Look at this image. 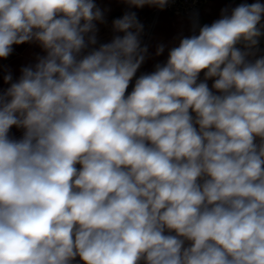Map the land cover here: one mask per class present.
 I'll list each match as a JSON object with an SVG mask.
<instances>
[{
    "label": "clouds",
    "instance_id": "obj_1",
    "mask_svg": "<svg viewBox=\"0 0 264 264\" xmlns=\"http://www.w3.org/2000/svg\"><path fill=\"white\" fill-rule=\"evenodd\" d=\"M104 20L94 0H0V58L46 53L3 76L0 264H264V3L222 9L138 77L136 13L96 47Z\"/></svg>",
    "mask_w": 264,
    "mask_h": 264
},
{
    "label": "crops",
    "instance_id": "obj_2",
    "mask_svg": "<svg viewBox=\"0 0 264 264\" xmlns=\"http://www.w3.org/2000/svg\"><path fill=\"white\" fill-rule=\"evenodd\" d=\"M255 0H209V2L200 8L191 16H181L173 14L167 10L156 13L154 6H144L142 8H129L123 0H94V3L104 13L105 20L103 23L95 22L98 32L97 40L99 44L111 42L115 35H123L113 30L112 22L117 18H121L125 12L133 11L136 13L139 22L143 25V33L141 35L142 45L148 46V57L137 72V77L142 73H149L155 70L157 63H164L168 57V51L178 46L179 38L198 34L199 27L205 24H211L221 17L222 9L229 11L238 6L240 3H253ZM264 3V0H260ZM195 26V30H194ZM165 46L164 52L160 56H156V48L158 45ZM46 55L37 42H29L20 45H13V52L7 59L0 58V91L6 90L9 85L4 83L3 76L6 71H11L13 81L19 79L21 75L20 69L24 66L34 65L38 56ZM264 56V37H261L259 43V51L256 57ZM200 79L203 80V73ZM135 78L130 84L128 92H131ZM213 81L209 80L208 84L211 88ZM10 135L14 138H21L23 130L13 127ZM79 258H77V264Z\"/></svg>",
    "mask_w": 264,
    "mask_h": 264
},
{
    "label": "built area",
    "instance_id": "obj_3",
    "mask_svg": "<svg viewBox=\"0 0 264 264\" xmlns=\"http://www.w3.org/2000/svg\"><path fill=\"white\" fill-rule=\"evenodd\" d=\"M209 0H169V4L163 10L156 7V13L167 10L181 16H191L206 5Z\"/></svg>",
    "mask_w": 264,
    "mask_h": 264
}]
</instances>
